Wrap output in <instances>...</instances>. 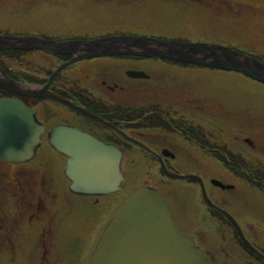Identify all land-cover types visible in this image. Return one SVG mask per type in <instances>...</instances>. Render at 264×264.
<instances>
[{
  "label": "flooded vegetation",
  "instance_id": "1",
  "mask_svg": "<svg viewBox=\"0 0 264 264\" xmlns=\"http://www.w3.org/2000/svg\"><path fill=\"white\" fill-rule=\"evenodd\" d=\"M0 35L38 36L25 31H8V28L3 27H0ZM112 35L136 34L111 32L91 35L85 39ZM32 51L37 52L38 60L46 55L49 64L58 56L46 50L0 51V80H12L21 88L30 85L26 81L24 68L15 70L10 66V56L18 55V58H22L26 52ZM61 57L65 59L64 62L71 59L70 55ZM84 61L92 64H80ZM177 62L170 59L108 55L83 59L67 66L72 71L67 72L64 81L57 80L58 72L49 91L69 100L85 112L102 118L107 127L92 123L75 111L48 99L28 98L2 87L0 100L14 99L27 105L34 112L38 123L44 127L43 140H46L53 127L64 125L89 133L121 149L126 158H129V150H133V153H137L135 150L143 152L147 155L146 161L150 168L160 171L162 179L145 182L139 187L149 186L161 192L176 226L182 233L193 238L203 254L205 264H264V108L259 110L260 106L255 102L252 107L246 102V113H239L240 102L235 103L233 97L220 87L217 86L211 93V88L196 86L187 81L186 76L183 78L174 71L170 72V68L165 65L167 63L174 67ZM177 67L185 70L193 66ZM129 71L144 75L130 77L127 75ZM52 72L45 77H37L33 86H45ZM222 93L225 94L220 95ZM30 99L35 103L32 104ZM3 110L0 107V113ZM55 113L59 118L54 117ZM218 124L224 127L223 132L228 138L234 135L230 141L233 140L237 145L240 143V151L226 149L224 153L228 150L236 161L232 156L225 164L216 161L219 167L214 168L221 172L205 176V166L201 165L199 159L190 160V156L192 149L201 151L209 146L204 144L206 140L201 142V131L210 128L215 133ZM117 130L138 141L149 151L125 141ZM36 155L28 162H10L0 158V264H49L50 261L56 264L57 260L49 257L52 249L77 247L81 252L88 250L91 244L89 234L103 230L127 200L120 201L124 181L119 191L110 194H76L69 191L70 182L62 173L61 183L67 192L65 199L75 204L76 209H72L76 213L69 216L54 214L52 224L45 221L43 226L39 222L43 182L40 163L34 161ZM163 165L178 174H192L196 178L172 181L163 175ZM183 169H192L194 172L182 173ZM125 170L126 166L123 168L124 180ZM27 195L34 201V210L25 219V208L29 207ZM74 200H83L85 210H81V205ZM188 216L194 218L192 226ZM33 222L38 224L33 225L35 234L26 236L25 241H16L15 234L20 240L19 234L23 232L24 226ZM54 229L57 236H54ZM43 233L45 238H42ZM63 234L72 236L65 241L61 239ZM11 254L16 257L11 259ZM88 260L77 259V264H86Z\"/></svg>",
  "mask_w": 264,
  "mask_h": 264
},
{
  "label": "rangeland",
  "instance_id": "2",
  "mask_svg": "<svg viewBox=\"0 0 264 264\" xmlns=\"http://www.w3.org/2000/svg\"><path fill=\"white\" fill-rule=\"evenodd\" d=\"M0 27L4 29L8 28V31L34 33L38 36L52 38L55 41H64L68 37L85 39L91 35L97 36L111 32L135 33L136 36H143L138 34H148L149 37L159 39L217 44L229 47L242 54H250L249 56L264 63V0H0ZM10 50L18 49H0V51ZM61 56L58 55L55 61L49 64L43 61L48 60L46 55L44 56L45 59L38 60L37 52H26L22 58H18V55L16 57L10 56L12 63L10 66H13L15 70L19 67L24 68L26 81L30 85H34L37 77H45L48 73L50 74V72L54 71L57 65L65 63V59ZM80 64L92 63L84 61ZM165 65L170 68V72L174 71V73L183 76V78L186 76V80L192 84L194 83L196 86L204 89L211 88V93L217 89V86L220 87L224 92L233 97L235 103L240 102L239 113H246L244 111L246 102L251 107L255 102L260 106L259 110L264 108V83L262 82H258L245 75L242 76V74L234 71H215L203 68L202 66L195 67L198 65H186V63L179 62L175 63L176 66L174 67L167 63ZM181 65H192L193 67L189 69L185 68V70L177 67ZM52 67L55 68L51 70L50 68ZM71 71L72 68H69V70L68 67L63 68L59 71L57 80L64 81L63 79L68 76L67 72ZM192 84L186 85L191 87ZM223 94L225 93L220 95ZM29 101L32 104L35 103L33 99ZM91 115L95 119H88L90 122L101 127H107L106 122L102 118L93 114ZM54 117L59 118L57 113H55ZM218 126L219 128H217V132L215 133L210 128H207L206 131H201L199 136L201 142L203 143L206 140L204 144L209 146L201 151L192 149V155L190 156V160L199 159L201 165L205 166L206 169H203L205 176H212L211 174L218 171V169L214 168L215 166L219 167L216 161L225 164L230 160V156L236 161L234 156L228 153V150L234 151L235 149L236 152L240 151V143L237 145L233 140L230 141V138L234 137V135L232 136L231 134L228 138L225 132H223L225 131L224 127H221L220 124ZM117 132L123 136L125 141L135 144L144 150L147 149L144 145L129 138L121 131L117 130ZM43 141L44 145L38 149L34 161L40 163L42 175L43 198L40 203L42 206L40 212L41 220L39 222L41 221L44 226L45 221L52 224L55 220L54 214L69 216L73 212L76 213L74 211L76 206L71 201L65 199L67 192L63 187V183H61L67 158L59 152H55L54 149L52 150L47 140L44 139ZM226 149L228 150L224 153ZM135 151L133 153V150H129V158L125 156L122 161V167L126 166V177L120 193V201L128 199L136 190L143 187H139L141 184L162 179L160 171L150 168L149 162L146 161L147 155L139 150ZM166 170L177 175H182L169 169ZM187 172H194V170H182V173ZM183 176H193V178H196L192 174ZM179 180L181 179L172 181ZM204 197L206 198V196ZM26 199L29 207L25 208L27 211L25 219L34 210L32 197L27 195ZM74 201L81 205L82 210L85 205L82 202L83 200ZM211 206L213 205L211 204ZM217 210L219 209L217 208ZM189 216L192 217V215ZM230 219L234 222L232 217ZM189 222L192 226L194 218H189ZM33 225L38 224L36 222L26 224L22 230L23 232L19 234V239H21L18 240L15 234V240L25 241L26 236L34 235L35 229ZM182 226L190 228L187 225ZM105 227L101 231H96L97 233L89 234L91 244L88 250L81 252L77 247H63L50 250L49 257L51 260H57V262L55 261L56 264H77V259L81 261L86 258L88 260ZM54 234V236H57L56 229H54ZM71 236L72 234H63L61 239L68 241ZM42 238H45V233H43ZM31 252L30 250L29 253ZM15 257L16 255L13 256L11 254V259ZM51 263L52 261L49 264Z\"/></svg>",
  "mask_w": 264,
  "mask_h": 264
},
{
  "label": "water",
  "instance_id": "3",
  "mask_svg": "<svg viewBox=\"0 0 264 264\" xmlns=\"http://www.w3.org/2000/svg\"><path fill=\"white\" fill-rule=\"evenodd\" d=\"M0 49L46 50L57 55H70L71 59L59 65L42 88L33 85L21 88L12 80L5 79L0 80V87L26 97L51 100L89 120L95 118L48 91L60 70L83 59L108 55L170 59L238 72L264 83V63L229 47L210 43L136 35L64 41L38 36L0 35ZM127 75L143 77L144 74L129 71ZM0 107L4 108L0 113V158L10 162L32 160L43 142V125L36 121L34 112L21 101L0 100ZM46 140L52 149L67 158L63 173L70 182L71 192L105 195L120 190L124 181V153L121 149L64 125L53 127ZM161 169L170 180L193 178L171 173L164 165ZM87 264H204V259L193 239L175 225L163 195L155 188L143 186L111 218Z\"/></svg>",
  "mask_w": 264,
  "mask_h": 264
},
{
  "label": "trees",
  "instance_id": "4",
  "mask_svg": "<svg viewBox=\"0 0 264 264\" xmlns=\"http://www.w3.org/2000/svg\"><path fill=\"white\" fill-rule=\"evenodd\" d=\"M249 55H250V54H249ZM51 56H54V55H51ZM57 57H58V56H57ZM57 57H56V58H57ZM41 59H45L44 56H41ZM43 61H46V62H47L48 60H43Z\"/></svg>",
  "mask_w": 264,
  "mask_h": 264
},
{
  "label": "bare ground",
  "instance_id": "5",
  "mask_svg": "<svg viewBox=\"0 0 264 264\" xmlns=\"http://www.w3.org/2000/svg\"><path fill=\"white\" fill-rule=\"evenodd\" d=\"M4 103H6V102H4Z\"/></svg>",
  "mask_w": 264,
  "mask_h": 264
}]
</instances>
